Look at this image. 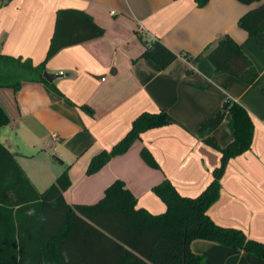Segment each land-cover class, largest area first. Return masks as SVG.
I'll list each match as a JSON object with an SVG mask.
<instances>
[{
	"label": "crops",
	"instance_id": "obj_1",
	"mask_svg": "<svg viewBox=\"0 0 264 264\" xmlns=\"http://www.w3.org/2000/svg\"><path fill=\"white\" fill-rule=\"evenodd\" d=\"M258 5L239 0H209L202 7L196 0H0V55L30 58L34 65L46 58L59 9L82 10L105 30L47 62L45 71L55 77L47 81L60 94L35 81H24L18 91L0 87V107L10 119L0 127V141L39 192L68 166L71 185L64 197L69 204L96 203L121 179L139 206L161 214L167 206L154 186L169 179L182 195L196 196L212 180L221 152L198 131L228 99L236 100L252 116L253 142L229 161L220 197L208 213L217 224L264 242V31L252 37L238 24ZM225 34L259 71L254 83L214 72L207 53ZM156 38L181 53L166 68L142 57ZM160 110L167 111L168 124L142 132L128 151L87 173L91 159L119 142L140 113ZM230 120L228 113L210 135L220 147L234 138ZM144 147L159 168L144 160ZM191 248L202 257L200 264H264V258L213 240L195 239Z\"/></svg>",
	"mask_w": 264,
	"mask_h": 264
},
{
	"label": "trees",
	"instance_id": "obj_2",
	"mask_svg": "<svg viewBox=\"0 0 264 264\" xmlns=\"http://www.w3.org/2000/svg\"><path fill=\"white\" fill-rule=\"evenodd\" d=\"M196 1L202 7L209 0ZM239 1L260 2L238 21L250 36H258L264 31V0ZM104 34V28L86 12L59 9L46 58L39 65L30 58L0 55V87L18 91L24 81H35L46 83L60 94L43 76L47 62L66 47ZM180 54L156 38L146 44L142 57L166 68ZM207 59L216 74L228 73L247 84L259 77L257 68L229 34L218 38ZM81 106L89 112L93 110L89 105ZM228 113L234 138L220 147L210 135ZM169 122L165 110L140 113L119 142L91 159L87 173L98 172L113 157L128 151L142 132ZM9 123L7 113L0 107V127ZM198 133L220 150V164L210 183L196 196L182 195L169 179L154 186L153 192L167 206L161 214L139 206L121 179L109 185L96 203L69 204L64 197L71 185L68 166L53 184L39 192L15 154L0 141V264H200L202 257L191 248L195 239L217 241L264 258V242L249 238L240 228L217 224L208 213L220 197V181L229 161L252 146L254 121L250 112L236 100L228 99L201 124ZM141 155L150 166L160 167L148 148L144 147Z\"/></svg>",
	"mask_w": 264,
	"mask_h": 264
},
{
	"label": "water",
	"instance_id": "obj_3",
	"mask_svg": "<svg viewBox=\"0 0 264 264\" xmlns=\"http://www.w3.org/2000/svg\"><path fill=\"white\" fill-rule=\"evenodd\" d=\"M43 76L46 80L50 82H52L55 78L52 74L48 73L47 71H44Z\"/></svg>",
	"mask_w": 264,
	"mask_h": 264
},
{
	"label": "built area",
	"instance_id": "obj_4",
	"mask_svg": "<svg viewBox=\"0 0 264 264\" xmlns=\"http://www.w3.org/2000/svg\"><path fill=\"white\" fill-rule=\"evenodd\" d=\"M55 136V135H54Z\"/></svg>",
	"mask_w": 264,
	"mask_h": 264
}]
</instances>
